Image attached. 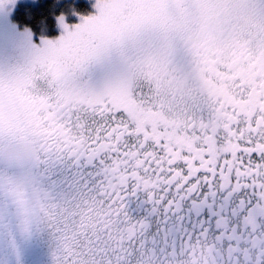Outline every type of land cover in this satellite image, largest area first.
<instances>
[{
  "label": "snow or ice",
  "instance_id": "6c2138e0",
  "mask_svg": "<svg viewBox=\"0 0 264 264\" xmlns=\"http://www.w3.org/2000/svg\"><path fill=\"white\" fill-rule=\"evenodd\" d=\"M30 2L0 0V264H264V0Z\"/></svg>",
  "mask_w": 264,
  "mask_h": 264
},
{
  "label": "flooded vegetation",
  "instance_id": "af4514ba",
  "mask_svg": "<svg viewBox=\"0 0 264 264\" xmlns=\"http://www.w3.org/2000/svg\"><path fill=\"white\" fill-rule=\"evenodd\" d=\"M11 24L14 23L11 21ZM11 24H9L4 19L0 20V26L2 27L10 29ZM129 208L134 216L142 217L149 212L150 206L145 202L143 194H141L138 197L132 198L130 200ZM170 239H174L177 244H180L184 239V234L177 230L172 233ZM25 261L26 264H53L52 249L47 237L36 236L29 244L25 246Z\"/></svg>",
  "mask_w": 264,
  "mask_h": 264
},
{
  "label": "trees",
  "instance_id": "16d2710c",
  "mask_svg": "<svg viewBox=\"0 0 264 264\" xmlns=\"http://www.w3.org/2000/svg\"><path fill=\"white\" fill-rule=\"evenodd\" d=\"M92 0H89L85 10V14H93ZM43 8H38L32 6L31 2L17 3L14 12L10 15V19L14 24H17L23 29L25 26H33V21L35 17L43 12ZM72 22H78L75 17L72 18ZM41 30L45 32L50 37H56L60 34L58 29H48L44 26H41Z\"/></svg>",
  "mask_w": 264,
  "mask_h": 264
},
{
  "label": "rangeland",
  "instance_id": "374dc122",
  "mask_svg": "<svg viewBox=\"0 0 264 264\" xmlns=\"http://www.w3.org/2000/svg\"><path fill=\"white\" fill-rule=\"evenodd\" d=\"M93 2H92V6L94 5V3H95V0H92ZM23 2H30V0H18V3H23ZM96 12V9L93 7V14ZM2 18H0V20H1Z\"/></svg>",
  "mask_w": 264,
  "mask_h": 264
}]
</instances>
